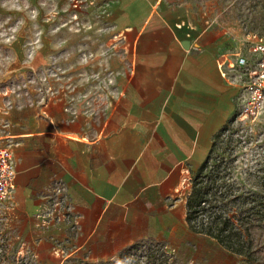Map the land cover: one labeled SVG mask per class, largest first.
<instances>
[{"label":"crops","instance_id":"1","mask_svg":"<svg viewBox=\"0 0 264 264\" xmlns=\"http://www.w3.org/2000/svg\"><path fill=\"white\" fill-rule=\"evenodd\" d=\"M71 7L66 55H100L106 42L105 62L86 69L111 74L113 83L100 98L83 91L89 82L71 83L59 98L6 117L19 229L38 264H105L144 241L192 256L206 238L189 228L185 179L236 114L230 65L245 56L244 41L182 22L164 0ZM0 8L20 10L21 0H0ZM57 184L71 217L46 221Z\"/></svg>","mask_w":264,"mask_h":264},{"label":"rangeland","instance_id":"2","mask_svg":"<svg viewBox=\"0 0 264 264\" xmlns=\"http://www.w3.org/2000/svg\"><path fill=\"white\" fill-rule=\"evenodd\" d=\"M76 1L37 0L33 8L28 0H21L20 10L0 8V146L6 145L2 131L6 117L15 108L59 98L71 83L80 81L90 83L82 89L96 98L109 91L113 83L111 74L86 69L94 63L105 62L106 42L101 44L100 55L89 53L88 56H77L82 51L74 50L72 57H68L62 45L71 32L63 24L73 16L71 5ZM164 1L182 22L199 30L227 32L243 40L245 56L252 42H264V0ZM214 146L208 159L210 164L222 159L230 161L231 183L248 180L245 170L251 172L264 166V105L253 118L241 120L235 116ZM198 171L188 175L191 179L185 187L189 192ZM12 211L10 199L0 202V264H38L29 236L19 229L21 213ZM262 236L264 239V232ZM192 248V256L180 255L176 250L166 251L162 245L144 241L105 264H246L244 258L208 238ZM66 264L89 263L73 258Z\"/></svg>","mask_w":264,"mask_h":264},{"label":"trees","instance_id":"3","mask_svg":"<svg viewBox=\"0 0 264 264\" xmlns=\"http://www.w3.org/2000/svg\"><path fill=\"white\" fill-rule=\"evenodd\" d=\"M229 164L222 159L211 165L207 160L199 169L187 197L189 228L246 264H264V166L245 170L248 180L231 183Z\"/></svg>","mask_w":264,"mask_h":264},{"label":"built area","instance_id":"4","mask_svg":"<svg viewBox=\"0 0 264 264\" xmlns=\"http://www.w3.org/2000/svg\"><path fill=\"white\" fill-rule=\"evenodd\" d=\"M231 81L239 87L236 100V118L255 117L264 105V42L251 43L249 54L241 56L231 64ZM16 168L12 161L10 146H0V202L11 199L15 191ZM191 178L187 176L185 185ZM54 206L45 214V220L61 221L71 217V205L65 189L57 184L54 187ZM164 249L170 250L164 247Z\"/></svg>","mask_w":264,"mask_h":264}]
</instances>
